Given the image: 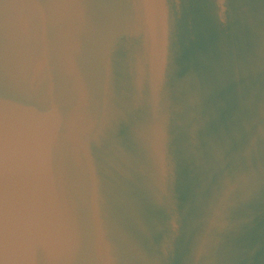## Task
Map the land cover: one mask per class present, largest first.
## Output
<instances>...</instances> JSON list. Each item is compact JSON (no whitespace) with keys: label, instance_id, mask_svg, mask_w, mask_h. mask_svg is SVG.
<instances>
[{"label":"water","instance_id":"1","mask_svg":"<svg viewBox=\"0 0 264 264\" xmlns=\"http://www.w3.org/2000/svg\"><path fill=\"white\" fill-rule=\"evenodd\" d=\"M0 264H264V0H0Z\"/></svg>","mask_w":264,"mask_h":264},{"label":"clouds","instance_id":"2","mask_svg":"<svg viewBox=\"0 0 264 264\" xmlns=\"http://www.w3.org/2000/svg\"><path fill=\"white\" fill-rule=\"evenodd\" d=\"M160 85L154 84L153 86V120L154 123L152 127L159 132V127H160V106H161V96H160Z\"/></svg>","mask_w":264,"mask_h":264}]
</instances>
